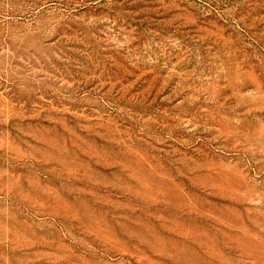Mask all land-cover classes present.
<instances>
[{
	"label": "rangeland",
	"instance_id": "obj_1",
	"mask_svg": "<svg viewBox=\"0 0 264 264\" xmlns=\"http://www.w3.org/2000/svg\"><path fill=\"white\" fill-rule=\"evenodd\" d=\"M0 264H264V0H0Z\"/></svg>",
	"mask_w": 264,
	"mask_h": 264
}]
</instances>
